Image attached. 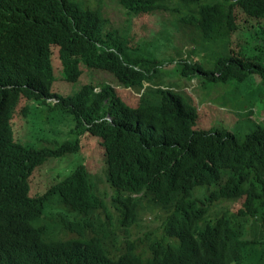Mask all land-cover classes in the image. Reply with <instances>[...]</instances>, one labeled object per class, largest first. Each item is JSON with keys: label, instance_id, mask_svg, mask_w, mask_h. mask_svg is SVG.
<instances>
[{"label": "trees", "instance_id": "1", "mask_svg": "<svg viewBox=\"0 0 264 264\" xmlns=\"http://www.w3.org/2000/svg\"><path fill=\"white\" fill-rule=\"evenodd\" d=\"M117 1L134 17L169 13L201 39V49L218 45L214 67L183 56L161 58L172 44L165 34L145 51L141 38L134 43L120 35L101 9L75 0H0V189L16 207L63 197L85 217L56 264H264V122L243 139L201 127L192 98L166 85L162 71L177 62L187 80L227 84L257 75L264 82V0ZM243 35L242 53H235L232 41ZM222 45L230 56L219 51ZM53 47L65 81L77 82L81 65L105 70L140 94L136 105L109 83L55 93ZM22 99L28 104L19 114L32 129L25 144L12 124ZM46 131L52 147L45 146L51 144ZM88 140L103 151L112 210L82 160L44 194H29L34 170L49 159L80 155ZM232 199H242L241 206L214 214L216 204ZM146 214L157 223L152 229L142 226ZM57 224L59 218L52 227L31 226L28 234L56 232ZM41 253L53 255L49 246ZM43 259L51 262L39 255L23 264Z\"/></svg>", "mask_w": 264, "mask_h": 264}, {"label": "rangeland", "instance_id": "2", "mask_svg": "<svg viewBox=\"0 0 264 264\" xmlns=\"http://www.w3.org/2000/svg\"><path fill=\"white\" fill-rule=\"evenodd\" d=\"M75 1L93 11L95 9H101L104 15L108 18L111 29L119 32L120 35L124 37H128L134 43L136 38H141L140 45L144 46L143 50L145 51H148L151 47L149 42L153 41L154 46V39L157 40L158 38H161L160 36L162 34H165L172 38V44L167 52L165 51V53L160 56L161 58L170 59L173 57L176 58V60H179L180 57L183 56L182 58L188 60L202 62L207 70L213 68L216 63V51L218 52L216 47L218 45L211 44V46L206 49H201L199 46V44H201L199 43L201 42V39H198V36L195 33L184 27L169 13H159L154 17L149 15L134 17L130 16L117 0ZM244 38H246L245 35L234 37L232 41V49L235 53H242L239 45H242L243 47L245 46L246 40ZM194 39L198 41L194 43L192 41ZM222 48H225V45H222V47L219 48V51L222 54L227 56L231 55L230 47L226 52L223 51ZM250 49L253 48L251 47ZM253 54H255V52ZM52 64L56 78L53 91L62 96L72 95L86 84L100 86L103 83H109L114 87H117L118 91L122 94L124 101L129 105L135 106L140 96L137 91L121 86L109 74V72L105 70H89L84 65H81L83 73L79 80L74 83H67L63 80L62 65L59 58V51L56 47H53ZM162 71L168 76L165 78L166 85L171 83L173 85L176 84L177 86L174 90L182 94L187 93L192 98V103H194L195 107L198 109L199 126L204 128L214 127L218 129H226L235 133L238 138L243 139L245 135L250 134L255 130L257 123L264 122V82L261 80V77L251 75L245 82L233 81L227 84L210 83L201 78L187 80L179 75L177 71V62L164 66ZM96 90L98 91L99 89ZM25 104H28V101L22 99L12 120L15 138L19 139L22 137V143L24 144L29 142L32 136V129L30 128V125L26 123L27 119H25V126L24 120L19 114ZM32 117L33 115L28 119H31ZM43 137L45 138V141H47L48 138V140L54 143V140L49 138L50 136L47 131L43 134ZM45 141L43 142V145ZM84 146L85 150H82L80 155L74 154L67 155L60 159H49L41 165V167L34 170L29 177L30 182L36 179V185L33 184L34 182L30 183L32 187L30 192L31 196L36 197L44 194L53 185L62 180V178L68 176L74 170V166L81 163L82 160L87 169L95 176L94 180L98 194L101 196V200L108 206V208H111L113 206L111 203L113 190L106 182V170L104 163L102 162L103 151L100 150L97 140H88ZM34 175H36V177H34ZM32 184L37 187L34 188ZM241 203L242 199H232L220 202L216 204L214 214L220 215L227 209H236L241 206ZM112 209L113 208H111V210ZM54 217L55 214L48 215L47 220L49 219L52 221ZM83 218L85 217L83 216ZM99 219L101 222L105 221L103 213H101ZM156 225L157 223H155L153 216L146 214V220L144 225H142L143 228L146 230L152 229ZM132 232L136 233L137 229H132ZM67 234L70 236H67ZM67 234L59 233L58 236L63 240L78 238L77 234Z\"/></svg>", "mask_w": 264, "mask_h": 264}, {"label": "clouds", "instance_id": "3", "mask_svg": "<svg viewBox=\"0 0 264 264\" xmlns=\"http://www.w3.org/2000/svg\"><path fill=\"white\" fill-rule=\"evenodd\" d=\"M84 8L90 9L85 6ZM55 82H56V78H55ZM67 83H70V82H67ZM48 102L51 105H53L57 102V100L55 98H52V99H49ZM47 142L51 143V144L45 143V146H48V147H52L54 144L50 140H48V138H47ZM12 204L13 202H11L9 198L7 197V195L4 193V191L0 189V211L3 209L6 211L5 216L3 217L0 223V231H1V226H2V222L4 218L13 213H18L22 215L23 217H25L26 224H27V230L24 236L22 249L15 252L13 259L10 260L8 264H23L24 261L26 262L28 260L31 261L37 258L39 255H46L51 260V262L47 263L46 260L43 259L42 264H56L55 263L56 258L61 259V257L67 251L68 247H70V245L66 243L68 240L61 239V237H59L58 234L59 233L76 234L72 232L71 230L77 226H81L83 215L72 211L69 208L67 200H64L63 197H58V196L51 197L47 202H44V203L33 201L32 204L22 206V207H16ZM66 207L68 209V215H67ZM54 214H55V217L52 221H50L49 219L47 220L48 215H54ZM58 218H59V224H57V226L55 227L57 229L56 233H53V232L33 233L31 232L28 234L31 226L37 229L45 228V226L52 227L54 221ZM69 220H71V225L67 224ZM67 225L70 230H68ZM67 236H70V235L67 234ZM47 246H49V249L51 250V253L54 256L51 254L41 253V251H43Z\"/></svg>", "mask_w": 264, "mask_h": 264}, {"label": "bare ground", "instance_id": "4", "mask_svg": "<svg viewBox=\"0 0 264 264\" xmlns=\"http://www.w3.org/2000/svg\"><path fill=\"white\" fill-rule=\"evenodd\" d=\"M42 97H44V96L42 95ZM24 157H23V159H24ZM26 157L28 158V156H26ZM13 158H14V156H13ZM17 160H18V158H17ZM34 177H36V175H34ZM35 181H36V179H34V181H32L30 183L34 182L33 184L36 185ZM35 185H33L34 188L37 187ZM47 185H46V187H47ZM31 188H30V190H31ZM30 190L28 189V191H30ZM39 198H41V197H39ZM26 230H27L26 218L23 217L22 215H20L18 213H13V214H10V215H8V216H6L4 218V220L2 222V226H1V231H0V264H8V262L13 259L14 255H15V252L20 250V249H22V245H23V241H24V236H25ZM125 236H127V235H125ZM89 259H90V257H89Z\"/></svg>", "mask_w": 264, "mask_h": 264}]
</instances>
